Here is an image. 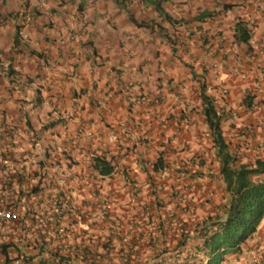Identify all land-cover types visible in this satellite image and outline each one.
Returning a JSON list of instances; mask_svg holds the SVG:
<instances>
[{
    "label": "crops",
    "instance_id": "crops-1",
    "mask_svg": "<svg viewBox=\"0 0 264 264\" xmlns=\"http://www.w3.org/2000/svg\"><path fill=\"white\" fill-rule=\"evenodd\" d=\"M159 6L169 20L150 0H0V201L46 221L37 233L28 218L7 222L8 255L173 264L189 254L228 198L203 97L234 163L264 162V0ZM222 264H264V217Z\"/></svg>",
    "mask_w": 264,
    "mask_h": 264
},
{
    "label": "trees",
    "instance_id": "trees-1",
    "mask_svg": "<svg viewBox=\"0 0 264 264\" xmlns=\"http://www.w3.org/2000/svg\"><path fill=\"white\" fill-rule=\"evenodd\" d=\"M160 1L150 0V3L162 17L169 20L160 9ZM235 28L238 32L241 31L237 40L245 41L248 38V31L241 30L243 27L237 23ZM203 98L204 116L219 157V172L228 198L224 210L219 214L209 215L206 225L198 231L200 244L193 245L195 247L186 255L177 251L178 259L173 264H222L226 254L238 250L240 244L254 233L260 219L264 217V179L251 178L258 172H264V162L256 160L253 168L234 163V154L228 152L220 136V116L211 103ZM95 167H98L102 174L110 170L108 165L98 159H95ZM163 167L165 164L161 158H157L153 168L158 170ZM164 260L166 259L162 258L157 264H167Z\"/></svg>",
    "mask_w": 264,
    "mask_h": 264
},
{
    "label": "built area",
    "instance_id": "built-area-1",
    "mask_svg": "<svg viewBox=\"0 0 264 264\" xmlns=\"http://www.w3.org/2000/svg\"><path fill=\"white\" fill-rule=\"evenodd\" d=\"M113 140V136L109 135L107 137V141ZM160 176L166 175V168L163 167L159 169ZM60 182L61 179H58ZM103 209L97 211L95 213L96 219H101L104 216V210ZM24 217V221L28 218L29 220L26 221L27 225L32 227L37 232L42 231L46 226L45 219L40 214H32L29 213V216L22 215L18 211L11 208L9 205H6L2 201H0V241L4 244L5 242H10L11 238L13 237V234H10V230L7 227V222L17 223ZM64 230L62 228L57 229V234L59 237L63 235ZM0 244V264H30V260H28V257L25 254H18L15 257H12L5 253L4 248H2L3 244ZM36 245V244H35Z\"/></svg>",
    "mask_w": 264,
    "mask_h": 264
},
{
    "label": "clouds",
    "instance_id": "clouds-1",
    "mask_svg": "<svg viewBox=\"0 0 264 264\" xmlns=\"http://www.w3.org/2000/svg\"><path fill=\"white\" fill-rule=\"evenodd\" d=\"M26 36V34H22V37H25Z\"/></svg>",
    "mask_w": 264,
    "mask_h": 264
}]
</instances>
